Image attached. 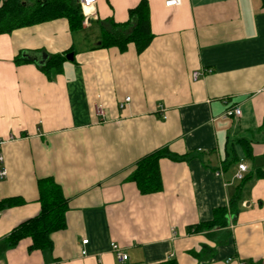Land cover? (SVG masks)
<instances>
[{
  "label": "crops",
  "instance_id": "0c3cea01",
  "mask_svg": "<svg viewBox=\"0 0 264 264\" xmlns=\"http://www.w3.org/2000/svg\"><path fill=\"white\" fill-rule=\"evenodd\" d=\"M140 1L97 0L76 33L58 18L0 34V200H21L0 209L2 264H264V177L241 190L225 243L188 230L229 206L240 162L245 175L264 173V0H148L143 52L100 47L105 21H127ZM63 52L73 59L49 79L39 66ZM233 107L239 117L226 114ZM162 148L185 159L161 158V191L142 194L130 175ZM44 177L68 198L66 227L49 250H31L30 238L9 247L11 230L40 212Z\"/></svg>",
  "mask_w": 264,
  "mask_h": 264
},
{
  "label": "trees",
  "instance_id": "16d2710c",
  "mask_svg": "<svg viewBox=\"0 0 264 264\" xmlns=\"http://www.w3.org/2000/svg\"><path fill=\"white\" fill-rule=\"evenodd\" d=\"M58 18L67 19L73 33L84 28V15L77 0H0V34ZM153 37L149 1L141 0L129 10L127 21L115 22L112 19L105 21V25L102 26L100 47L116 46L121 51H125L129 43H134L137 52L141 53L150 45ZM66 55L67 52L51 54L39 67L49 79H53L62 72ZM22 61L20 57L16 58L17 63ZM163 157L185 159V156L176 155L169 148L158 149L140 159L130 175V180L136 183L140 193L152 194L161 191L159 160ZM255 177H264V173L244 175L237 187L238 192L230 199L229 206L217 208L211 221L191 226L189 232H208V237L216 243H225L231 235L227 229L229 219L240 211L241 190ZM38 191L40 212L11 230L5 238L9 247H15L22 239L30 238L31 250H49L53 247L52 233L66 227L69 203L62 186L53 177H44L38 179ZM19 202L21 200L15 197L2 199L0 209ZM205 250L212 252V248L207 245L202 248V251ZM158 264H178V262L175 258H171Z\"/></svg>",
  "mask_w": 264,
  "mask_h": 264
},
{
  "label": "built area",
  "instance_id": "2783aa9c",
  "mask_svg": "<svg viewBox=\"0 0 264 264\" xmlns=\"http://www.w3.org/2000/svg\"><path fill=\"white\" fill-rule=\"evenodd\" d=\"M77 1L81 6V9L84 15L83 22L86 24L93 16H95L94 7L97 3V0H77ZM182 1L183 0H165V4L168 7H174V6L180 5ZM209 71H210L209 69H206L204 71L196 70L193 72V77L194 79H197L200 75L205 74L206 72H209ZM130 99L131 98L127 96L125 98V101L120 103V107L124 108L126 104L130 101ZM97 113L102 119H105V116H106L105 109L101 104L97 106ZM226 114L228 116L239 117L241 115V109L240 107H233V108L228 109L226 111ZM6 141L7 140L0 138V181L6 179L8 176L5 156L3 153V146L6 143ZM245 172H247V165L244 162H240L238 165V171L236 172V178L241 180L244 177ZM87 242H88V239L83 240L84 244H86ZM112 249L114 252H116V255L119 259L121 260L127 259L128 257L127 254L121 251L118 244H112ZM86 253L87 252L84 250L83 254H86ZM0 264H2L1 261H0Z\"/></svg>",
  "mask_w": 264,
  "mask_h": 264
},
{
  "label": "water",
  "instance_id": "95a60500",
  "mask_svg": "<svg viewBox=\"0 0 264 264\" xmlns=\"http://www.w3.org/2000/svg\"><path fill=\"white\" fill-rule=\"evenodd\" d=\"M24 55H26V56L32 58L29 54H24ZM73 56H74L73 53H68V54L66 55V58L69 59V60H72V59H73ZM35 58H36V57H35ZM35 58L33 57V59H35ZM36 60H37V59H36Z\"/></svg>",
  "mask_w": 264,
  "mask_h": 264
}]
</instances>
